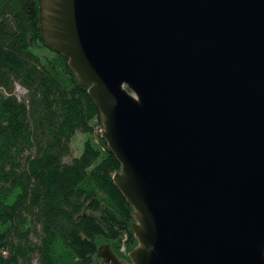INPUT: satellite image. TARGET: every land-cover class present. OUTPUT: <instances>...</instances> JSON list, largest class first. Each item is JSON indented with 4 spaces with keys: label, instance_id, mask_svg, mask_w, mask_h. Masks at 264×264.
<instances>
[{
    "label": "water",
    "instance_id": "1",
    "mask_svg": "<svg viewBox=\"0 0 264 264\" xmlns=\"http://www.w3.org/2000/svg\"><path fill=\"white\" fill-rule=\"evenodd\" d=\"M38 3L133 209L102 264H264V0Z\"/></svg>",
    "mask_w": 264,
    "mask_h": 264
},
{
    "label": "trees",
    "instance_id": "2",
    "mask_svg": "<svg viewBox=\"0 0 264 264\" xmlns=\"http://www.w3.org/2000/svg\"><path fill=\"white\" fill-rule=\"evenodd\" d=\"M87 91L44 43L38 0H0V264H98L105 244L128 261L136 247Z\"/></svg>",
    "mask_w": 264,
    "mask_h": 264
},
{
    "label": "rangeland",
    "instance_id": "3",
    "mask_svg": "<svg viewBox=\"0 0 264 264\" xmlns=\"http://www.w3.org/2000/svg\"><path fill=\"white\" fill-rule=\"evenodd\" d=\"M17 96L18 97H21L22 95H24V93H25V91H23L22 89H20V87H18V89H17ZM101 135V134H100ZM84 139H85V136H83V135H79V134H77L76 136H75V138H74V140H73V142H72V157H75V156H78L80 153H81V150H82V143H83V141H84ZM67 160H69V159H67ZM105 245H107V244H105ZM104 245V246H105ZM107 246H109V245H107ZM110 247V246H109ZM121 251H123L124 252V249H121ZM99 259V258H98ZM127 261V260H126ZM98 264H102V260L101 259H99V262H98Z\"/></svg>",
    "mask_w": 264,
    "mask_h": 264
},
{
    "label": "built area",
    "instance_id": "4",
    "mask_svg": "<svg viewBox=\"0 0 264 264\" xmlns=\"http://www.w3.org/2000/svg\"><path fill=\"white\" fill-rule=\"evenodd\" d=\"M101 132H102V130H101Z\"/></svg>",
    "mask_w": 264,
    "mask_h": 264
},
{
    "label": "crops",
    "instance_id": "5",
    "mask_svg": "<svg viewBox=\"0 0 264 264\" xmlns=\"http://www.w3.org/2000/svg\"><path fill=\"white\" fill-rule=\"evenodd\" d=\"M18 89V88H17Z\"/></svg>",
    "mask_w": 264,
    "mask_h": 264
}]
</instances>
